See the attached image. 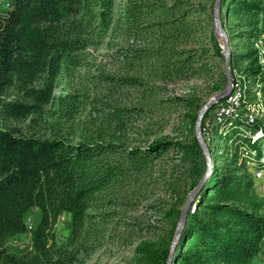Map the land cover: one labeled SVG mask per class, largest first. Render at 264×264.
Segmentation results:
<instances>
[{
    "label": "trees",
    "instance_id": "1",
    "mask_svg": "<svg viewBox=\"0 0 264 264\" xmlns=\"http://www.w3.org/2000/svg\"><path fill=\"white\" fill-rule=\"evenodd\" d=\"M226 6L222 24L236 42L234 80L236 62L246 63L239 80L258 86L264 97V0H221V11ZM203 9L196 0H13L8 14L0 17V112L7 119L34 115L51 135L0 129V195L6 202L0 211V264L38 262L18 258L7 247L12 237L28 231L45 257L43 264L52 262L48 243L57 219L65 212L71 215L72 236L93 233L98 223L109 221L94 211L115 203L113 188L124 182L150 177L163 185L178 198L171 215L179 218L208 165L195 133L183 140L155 137L136 146L127 134L142 113L183 101L192 107L190 100L157 95L166 92L167 84L211 73L217 57L225 61ZM109 32L125 41L121 57L136 75L106 76L110 102L91 99L82 90L56 94L59 75L78 63L76 54L94 36ZM226 80L221 73L216 90ZM127 88L135 90L138 104L124 106ZM11 90L21 93L23 101L4 100ZM91 103L108 112L90 116L79 127L76 117ZM200 109L188 114L192 130ZM211 109L203 132L207 142L208 133L222 141L220 157L217 146L209 144L213 169L194 211L193 205L188 211L172 264H253L264 253V197L247 160L254 154L257 168L263 166L264 127L236 116L207 129ZM34 207L41 218L29 230L22 218ZM174 233L175 227L166 242L149 251L147 264L165 263Z\"/></svg>",
    "mask_w": 264,
    "mask_h": 264
},
{
    "label": "rangeland",
    "instance_id": "2",
    "mask_svg": "<svg viewBox=\"0 0 264 264\" xmlns=\"http://www.w3.org/2000/svg\"><path fill=\"white\" fill-rule=\"evenodd\" d=\"M12 2L13 0H0L1 18L8 14L10 10L8 3ZM196 2L204 8L202 17L205 18V22H211L209 28H212V24L214 27V16L212 15L211 18V12L214 10L215 0H196ZM225 8L227 6L223 7L221 11V21L225 19ZM217 39L222 45L221 39L218 37ZM124 45L125 41L122 38H115L111 32L102 38L94 36L90 45L76 54L78 63L73 64L69 72L65 71L59 75L55 89L56 94H65L70 89L82 90L87 92L91 99L99 98L110 102L111 98L107 97L108 81L106 76L136 75L135 71L128 67L127 60L121 57L120 48ZM232 48L236 52L235 41H232ZM225 64L226 61L217 57L214 61V70L211 73L167 84L166 92L159 93L157 98H183L190 100L193 103L192 107H187L183 101L168 104L169 107L166 110L158 108L154 113L141 112L142 117L137 118L134 125L133 123L130 125L132 128L127 134L129 143L136 146L160 136L168 137L171 140H183L186 136L190 137L192 131L195 133V126L192 130L188 114L198 106L202 107L206 100L218 91L216 88L219 85L221 73H225ZM245 67L246 63L238 64L236 62L234 65L237 80L243 79ZM246 84L251 89V93L246 99L247 105H244L234 117L247 120V116L253 113L256 118L255 123L264 127V97L257 90L258 86H253L249 81ZM125 93H127L123 100L125 107H131L134 103L138 104L136 100L138 95L135 90L127 88ZM3 98L7 101L19 99L23 101L22 94L14 90H11ZM217 107L218 105L211 109L207 119L211 127L215 125L213 118ZM105 112H108V108L103 105L88 104L87 109L77 115L76 123L80 127L90 116L102 115ZM33 118H35L34 115L22 119H7L0 112V129H16L18 130L17 134L25 136L49 137L51 130L45 127L43 121L35 122ZM259 134L254 138H258ZM207 135L208 146L209 144L217 146L215 149L219 158L221 152L219 146L222 141L219 138L215 139L210 133ZM254 156V154L251 155V158L247 160L248 171L253 174V177L258 169ZM261 161H264V157L261 158ZM262 164L264 167V163ZM156 169L154 176L159 173V167ZM145 178L146 180L124 182L113 188L111 198H116L115 203L107 202L102 209L94 211L100 216L106 215L109 221L98 223L91 234L83 233L82 236H72L71 215L63 213L51 229L52 237L49 239L48 248L54 258L52 262L47 260L46 263L147 264L149 251L166 242L171 230L174 227L176 229L178 219L172 216L171 212L176 206L178 198L175 193L170 192L163 185L157 184L155 180L150 177ZM254 182L258 192L264 197V188L260 185L261 182L256 177H254ZM5 206V196L0 195V211L4 210ZM195 207L193 205V208ZM193 208L192 211H194ZM40 218V210L34 207L22 219L29 230H32L39 223ZM7 247L18 258L32 262L36 259L38 261L36 264L45 262L44 255L36 250L30 231L12 237ZM253 264H264V253L256 257Z\"/></svg>",
    "mask_w": 264,
    "mask_h": 264
},
{
    "label": "water",
    "instance_id": "3",
    "mask_svg": "<svg viewBox=\"0 0 264 264\" xmlns=\"http://www.w3.org/2000/svg\"><path fill=\"white\" fill-rule=\"evenodd\" d=\"M214 33L215 35L221 39L222 41V53L225 57V74H226V85L223 89L215 92L212 94L206 102L203 104L201 109L199 110L196 122H195V136L204 152V155L207 160V170L204 177L199 181L196 187L188 194L187 202L181 209L178 222L176 225L175 233L172 238L169 253L167 260L164 264H172V260L179 244V241L182 237L184 228L186 226L187 218H188V211L190 210L191 206L194 205L195 199L198 197L199 193L203 189L207 177L211 174L213 169V159L211 157V152L207 141L204 136L203 132V121L205 118L206 113L211 109V107L216 104L217 102L226 98L232 91H233V84H234V74L231 69V54L233 52L232 42L229 36L227 29L223 26L221 21V0H215L214 10Z\"/></svg>",
    "mask_w": 264,
    "mask_h": 264
},
{
    "label": "built area",
    "instance_id": "4",
    "mask_svg": "<svg viewBox=\"0 0 264 264\" xmlns=\"http://www.w3.org/2000/svg\"><path fill=\"white\" fill-rule=\"evenodd\" d=\"M8 4L10 5L9 9H11L13 7V2L8 3ZM246 87H247V84L245 82H241L239 79L234 80L233 91L218 104V107L215 112V116L213 118V122L215 125L222 124L228 119L234 117L237 114V112L242 107H244V105H247V102H246V99H247L246 89L247 88ZM247 121L249 123L256 122V118L253 115V113H250L247 116ZM206 128L207 129L211 128L210 122L206 123ZM254 177H256V179H258L261 182L260 185L264 188V167L258 168L254 173ZM194 209L195 208H193V210Z\"/></svg>",
    "mask_w": 264,
    "mask_h": 264
},
{
    "label": "bare ground",
    "instance_id": "5",
    "mask_svg": "<svg viewBox=\"0 0 264 264\" xmlns=\"http://www.w3.org/2000/svg\"><path fill=\"white\" fill-rule=\"evenodd\" d=\"M6 11V10H5Z\"/></svg>",
    "mask_w": 264,
    "mask_h": 264
}]
</instances>
